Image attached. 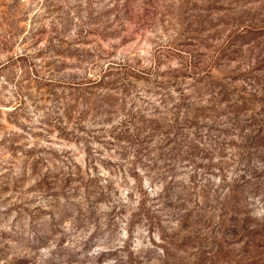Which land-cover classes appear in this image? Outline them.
I'll list each match as a JSON object with an SVG mask.
<instances>
[{
  "label": "rangeland",
  "instance_id": "obj_1",
  "mask_svg": "<svg viewBox=\"0 0 264 264\" xmlns=\"http://www.w3.org/2000/svg\"><path fill=\"white\" fill-rule=\"evenodd\" d=\"M0 264H264V0H0Z\"/></svg>",
  "mask_w": 264,
  "mask_h": 264
}]
</instances>
